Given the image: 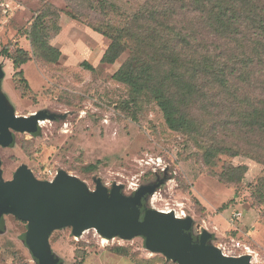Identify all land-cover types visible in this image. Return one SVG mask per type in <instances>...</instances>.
I'll return each instance as SVG.
<instances>
[{
    "label": "rangeland",
    "instance_id": "obj_1",
    "mask_svg": "<svg viewBox=\"0 0 264 264\" xmlns=\"http://www.w3.org/2000/svg\"><path fill=\"white\" fill-rule=\"evenodd\" d=\"M108 1L125 14L142 3ZM50 2L66 9L62 0ZM40 7L37 0H0V52L23 49L30 55L20 67L28 88L13 79L10 61L0 57V109L28 119L37 115L32 129L0 130L6 137L0 143V181L26 169L38 181L48 180V172H64L88 195L98 182L108 198L114 186L125 199L149 188L135 207L139 220L147 211L172 212L189 223L179 234L190 247L206 238L205 245L223 255L249 254L248 264H264V185L258 183L264 164L240 155L204 165L199 140L169 130L154 102L135 105L128 88L112 79L129 52L112 65L101 64L108 40L65 14L49 39L61 53L59 60L34 59L27 31ZM237 166L247 169L240 181L220 180L225 168ZM25 232L26 223L0 213V264H176L147 248L145 235L106 238L87 229L74 236L71 227L58 225L47 238L48 262L23 238ZM115 247L130 255L114 254Z\"/></svg>",
    "mask_w": 264,
    "mask_h": 264
},
{
    "label": "trees",
    "instance_id": "obj_2",
    "mask_svg": "<svg viewBox=\"0 0 264 264\" xmlns=\"http://www.w3.org/2000/svg\"><path fill=\"white\" fill-rule=\"evenodd\" d=\"M37 1L27 31L34 59L59 60L49 39L65 14L108 40L101 64L129 52L112 79L128 88L135 105L154 102L169 130L199 140L204 165L240 155L264 164V0H142L132 14L108 0H62L64 11ZM4 51L13 79L28 88L20 67L29 53ZM246 171L228 167L219 178L238 182ZM112 252L130 255L122 247Z\"/></svg>",
    "mask_w": 264,
    "mask_h": 264
},
{
    "label": "water",
    "instance_id": "obj_3",
    "mask_svg": "<svg viewBox=\"0 0 264 264\" xmlns=\"http://www.w3.org/2000/svg\"><path fill=\"white\" fill-rule=\"evenodd\" d=\"M37 115L31 119L16 117L0 109V130L7 128L32 129ZM6 137L0 135V143ZM141 191L134 199L120 196V186H114L108 198L100 182L90 195L86 187L74 177L59 172L53 181H38L30 172L21 169L12 180L0 181V213L10 214L26 223L23 238L31 243L37 255L49 262L46 256L47 238L51 229L71 227L78 236L87 229H95L106 238L118 235L130 238L145 235L146 247L162 253L176 264H248L250 257L233 258L205 245L190 247L179 234L189 227L187 221L178 219L172 212L147 211L139 220L135 209Z\"/></svg>",
    "mask_w": 264,
    "mask_h": 264
},
{
    "label": "built area",
    "instance_id": "obj_4",
    "mask_svg": "<svg viewBox=\"0 0 264 264\" xmlns=\"http://www.w3.org/2000/svg\"><path fill=\"white\" fill-rule=\"evenodd\" d=\"M47 174H48V177L49 178L46 181H53L56 178V176H57V174L56 175L55 174L53 175L51 172H48ZM239 246H240V244L239 243H236V247H239ZM246 250L249 252V250L247 248H246ZM229 257H231V256H229ZM242 257H250V255L249 254H246V255L241 254V255H239L237 257H234L233 256V258H237V259L242 258Z\"/></svg>",
    "mask_w": 264,
    "mask_h": 264
}]
</instances>
